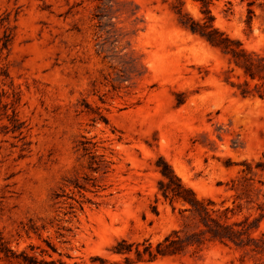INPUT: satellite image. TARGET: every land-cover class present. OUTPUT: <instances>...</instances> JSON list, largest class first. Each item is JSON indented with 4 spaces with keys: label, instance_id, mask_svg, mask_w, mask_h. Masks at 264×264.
<instances>
[{
    "label": "rangeland",
    "instance_id": "obj_1",
    "mask_svg": "<svg viewBox=\"0 0 264 264\" xmlns=\"http://www.w3.org/2000/svg\"><path fill=\"white\" fill-rule=\"evenodd\" d=\"M182 1L202 17L198 2ZM172 2L111 0L101 28L99 0H0V40L11 38L5 50L0 41V239L17 254L124 264L109 251L117 241L155 245L181 228L187 214L157 192L158 158L198 198L231 210L230 222L264 213V99L239 96L227 57L180 28ZM263 5L250 7V24L247 1L211 0L209 9L216 27L262 52ZM258 259L211 242L135 264Z\"/></svg>",
    "mask_w": 264,
    "mask_h": 264
},
{
    "label": "trees",
    "instance_id": "obj_2",
    "mask_svg": "<svg viewBox=\"0 0 264 264\" xmlns=\"http://www.w3.org/2000/svg\"><path fill=\"white\" fill-rule=\"evenodd\" d=\"M99 1L101 5L97 8L98 11L95 17L100 24L99 27L105 28L109 26L108 19L112 3L111 0ZM194 1L200 4L202 14L200 19H194L186 12L182 0H173L169 9L174 14L177 25L190 34L199 37L211 48L218 50L227 57L230 74H233L237 80L236 83H231V86L239 96L242 98L264 99V49L262 52L245 49L238 39L230 37L214 25V18L209 9L211 0ZM242 1H247L246 23L250 24L253 17L250 7L257 0ZM0 41L1 50L7 49L11 41L10 34L5 32ZM95 114L98 115V120L104 123L107 122L100 111H95ZM9 120L13 125V131L18 130L19 128L14 124L16 122L14 113ZM87 143H81L83 151L88 150ZM93 158L91 159L93 160ZM92 165L93 162L90 163L89 168ZM244 166L246 174H249L252 171L251 166L249 164ZM99 167L98 165L93 169L97 171ZM102 167L106 168V166ZM155 167L160 175L157 184L158 194L172 207L174 204L180 205V213L187 214L183 218L185 221L181 228L172 230L155 245L150 243L149 240H144L142 243H128L126 240L121 239L110 248L109 251L112 255L121 257L124 264L154 262L159 258L181 256L190 251L196 254L201 252L206 244L218 242L225 245L232 244L236 248L244 250L245 254L259 258L258 264H264L262 260L264 257V231L254 235L258 231L260 221L264 218L263 208L260 209L258 216L251 220L249 217H245L239 222H230L227 215L231 210H228V208L220 210L216 208L211 199L198 198L193 190L181 181L162 158H158ZM77 185L75 184L74 187L80 189L81 187ZM69 209H72V207H69ZM152 210L154 212L155 208L153 207ZM58 236L64 237L63 234H58ZM51 249L55 252L54 248ZM40 253H44V251L41 250ZM132 254L134 260L130 258ZM0 256L4 260H17L23 264H64L59 260H39L34 256H28L24 252L17 254L2 239H0ZM99 261H101V264H121L119 261Z\"/></svg>",
    "mask_w": 264,
    "mask_h": 264
}]
</instances>
